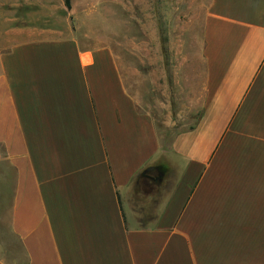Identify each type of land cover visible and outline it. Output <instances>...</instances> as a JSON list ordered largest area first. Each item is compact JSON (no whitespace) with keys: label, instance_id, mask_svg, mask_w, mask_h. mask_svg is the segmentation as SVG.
Segmentation results:
<instances>
[{"label":"crops","instance_id":"obj_1","mask_svg":"<svg viewBox=\"0 0 264 264\" xmlns=\"http://www.w3.org/2000/svg\"><path fill=\"white\" fill-rule=\"evenodd\" d=\"M4 37L0 199L10 189L24 254L12 264H264V0L210 1L209 94L169 150L113 50L18 27ZM133 192L149 225L126 210Z\"/></svg>","mask_w":264,"mask_h":264},{"label":"rangeland","instance_id":"obj_2","mask_svg":"<svg viewBox=\"0 0 264 264\" xmlns=\"http://www.w3.org/2000/svg\"><path fill=\"white\" fill-rule=\"evenodd\" d=\"M210 1L70 0L69 9L66 0H0V42L18 27L34 37L75 34L85 48H110L138 110L169 150L179 133L198 123L209 94L205 17ZM150 172L145 175L157 179L156 171ZM135 192L138 198L140 191ZM135 192L126 210L132 209L138 226L149 225L152 214L149 219L140 214ZM156 194L143 178V200L153 202ZM10 205L8 189L0 199V256L12 264L23 262L24 254L10 229Z\"/></svg>","mask_w":264,"mask_h":264},{"label":"trees","instance_id":"obj_3","mask_svg":"<svg viewBox=\"0 0 264 264\" xmlns=\"http://www.w3.org/2000/svg\"><path fill=\"white\" fill-rule=\"evenodd\" d=\"M66 5H67V7L70 9V0H66ZM191 129H193V127L191 128ZM138 182H141L140 180L138 181ZM15 260V259H14Z\"/></svg>","mask_w":264,"mask_h":264}]
</instances>
